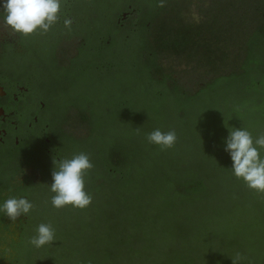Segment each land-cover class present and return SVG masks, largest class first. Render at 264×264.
Masks as SVG:
<instances>
[{"label": "trees", "instance_id": "1", "mask_svg": "<svg viewBox=\"0 0 264 264\" xmlns=\"http://www.w3.org/2000/svg\"><path fill=\"white\" fill-rule=\"evenodd\" d=\"M225 1L223 7L215 0L202 24L196 25L191 22V4L187 0H133L135 6L144 10L146 18L143 22L146 23L133 41L132 64L125 74L127 84L121 82L116 85L120 87V94L113 100L99 101L90 111L79 110L83 116L90 114L84 126L88 132L86 137L67 136L62 140V159L79 153L89 156L93 168L85 176V190L92 198L103 194L110 182L120 186L116 190L119 199H126L122 195L124 188L138 185L142 179L141 162L150 159L161 148L148 143L146 155H143L142 149L130 139L123 141L112 137L111 140L109 134L126 119L135 125L142 118L160 116L165 111V102L170 99L182 121H187L194 112L197 116L202 110H209L216 123L223 120L222 127L226 128L212 132L220 138L212 140L210 169L198 166L192 172H177L175 177H162L163 182L159 178L152 182L155 186L158 183L175 186L171 190L172 202L168 203V209L190 207L200 210L208 204L217 205L218 195L213 186L233 180L230 158L223 151V145L219 146L220 135L234 122H237V128H246L253 137L260 135L258 128L264 126V0ZM164 59L195 65L196 70L211 74V82H205L206 85L194 94L183 93L173 75L163 67ZM120 70L123 68H118ZM115 88L110 81L104 86L106 93L115 91ZM141 101L145 104L141 105ZM221 102L225 106H221ZM224 108L227 115L222 112ZM97 140L99 145L96 147ZM19 156L13 158L14 162L19 161ZM31 196L30 201L34 205L36 194ZM256 196L258 200L252 201ZM227 197L229 201H236L228 207L230 216L224 221V226L217 228L215 240H212L216 247L222 246L225 258L219 257L217 253L220 250L214 248L212 253L216 257H213V263L207 260L208 264H232V259H229L232 253L240 254V264H264V194L239 186L236 190L229 189ZM3 201L0 199V203ZM212 212L215 214L213 217L220 215L216 206ZM5 217L0 213V264H6V256L10 257L9 264H41L42 255L50 264H117L119 253L127 256L126 264H138L137 258L157 264L152 257L156 252L154 239L158 235L154 230L148 236L145 234L155 221L150 215L139 217L136 226L140 233L128 240H119L116 252L80 254L71 252L70 244L60 251L47 252L29 244L32 223L36 218L38 220L33 211L21 222L20 236L16 238L12 237L11 226ZM115 217L112 216L111 221ZM251 235L255 236L254 240ZM175 238L184 243L188 233L177 226ZM3 246L7 248L2 249ZM205 252L203 248L195 251L203 262L206 261ZM193 260L187 251L176 250L171 253L169 264H198L196 258Z\"/></svg>", "mask_w": 264, "mask_h": 264}, {"label": "flooded vegetation", "instance_id": "2", "mask_svg": "<svg viewBox=\"0 0 264 264\" xmlns=\"http://www.w3.org/2000/svg\"><path fill=\"white\" fill-rule=\"evenodd\" d=\"M65 18L72 20L70 29L64 27ZM144 18L133 0H65L59 22L47 33L22 37L0 22V199L31 200L47 189L53 161L62 159V140L81 138L75 128L87 124L90 114L79 110L96 107L105 84L117 88L130 69ZM204 18L191 17V22L202 24ZM205 76L211 82V74ZM175 83L193 94L206 85L187 92ZM26 218H4L14 238Z\"/></svg>", "mask_w": 264, "mask_h": 264}, {"label": "rangeland", "instance_id": "3", "mask_svg": "<svg viewBox=\"0 0 264 264\" xmlns=\"http://www.w3.org/2000/svg\"><path fill=\"white\" fill-rule=\"evenodd\" d=\"M190 1L192 2V6L190 7L191 16L196 20H199L201 16L205 15L211 5V0ZM227 1H234L236 3L238 0ZM162 64L167 69V72L172 74L173 78L187 92L197 90L207 80L204 71L196 70L194 68L195 65H186L176 59H164ZM122 83L127 84L126 76H124ZM118 92H120V87L115 89V94L113 95L104 92L105 94L103 93L101 95V100L104 102L111 100L120 94ZM218 97L221 99L222 95L219 94ZM140 103L141 105L145 104L144 101ZM220 105L225 106L223 102ZM164 107L165 111L158 117L142 118L135 125H132L131 120L126 119L111 131L112 134H109L111 140L112 137L122 139L123 141L130 139L131 142L142 149L144 152L142 153L143 155H146V148L148 147L146 136L154 129L158 128L164 132L175 130L177 134V141L172 148L166 150L160 149L150 159L147 158L141 162L143 163L141 172L142 179L136 187L124 188V193H122L123 197L127 200L123 198L119 199L116 190L120 186L117 183L110 182L106 186L103 194L92 198L90 208L80 210L66 206L61 209H56L51 205L53 193L50 192L48 187L52 182L51 177L48 181L47 189L40 190L36 193L32 211L38 216V220L36 218L32 223V236L35 235V230L39 224L50 223L55 230L56 237L53 243L41 247L42 251H60L64 246L70 244L71 252L74 254L78 252L80 254L100 251L114 253L118 249L119 240L122 238L123 240H128L131 236L140 233V230L136 226L139 217L141 215H150L155 221L148 227L149 231L146 230V233H143L148 236V233L154 230L158 235L154 239L156 252H154L152 257L153 260L157 261V264H169L171 253H174L176 250L187 251L188 256H192L194 260L196 258L195 261L198 264L212 262L213 257H216L212 253L214 248L217 251L220 250L217 253L219 257L225 258L221 251L222 246L218 245L220 247H216V243H213L212 240H215L217 228L224 226V221L230 216L227 212L228 207L236 201H229L227 197L228 190H236L239 186H243L246 189L247 186L243 182L240 183L238 180H235L236 178L234 176L232 177L233 180L228 179L227 181L220 182L219 185L213 186V188H216L214 192L218 195V202L215 206L220 211L218 217H213L215 214H212L214 213L212 212V208L215 206L212 204H208V207L204 206L200 210L196 208L191 209L190 207L168 209V203L172 202L170 198L171 190L175 186H172V184L167 185L166 183H158L155 186L152 180L155 178L161 180L162 177L168 176L175 177L177 176L175 174L177 172H192L198 166L210 169L209 151L212 150V140L215 137H219V135H212V132L224 129L226 126L222 127L223 120L216 123L217 121L211 117L209 110H202L197 116L194 112L191 118L187 121H182L179 118V112L176 110L173 101L168 99ZM225 111L226 108L222 109V112L227 115ZM235 124L237 122H234L231 128H237ZM75 129V133L81 138L86 137L88 134L84 126L76 127ZM258 130L261 131V134H264L263 125ZM227 135L228 129H225L223 134L220 135L219 146L223 145V138ZM98 143L99 140L95 142L96 147L99 145ZM253 200L257 201L258 197L256 196ZM70 213H73V215H70ZM112 216H116L114 221H111ZM135 217H137L136 220ZM247 219L250 221L253 220L249 216H247ZM177 226H180L184 232L188 233L187 241L184 243L175 238ZM122 227L124 228L122 229ZM251 236L252 240H254L255 236ZM72 237L73 239H71ZM71 240L73 241L70 242ZM5 248L7 247L3 246L2 249ZM200 248L206 251L203 254L205 255V262L200 260L195 253ZM247 254L249 255V253ZM42 256L41 264H50L47 261L48 259L44 255ZM235 256L236 253H232L229 259H233ZM136 260L138 264H152L143 259L139 260L137 258ZM9 261L10 257L6 256L4 263L9 264ZM118 262L121 264L128 263L127 256L119 253L116 263L118 264Z\"/></svg>", "mask_w": 264, "mask_h": 264}, {"label": "clouds", "instance_id": "4", "mask_svg": "<svg viewBox=\"0 0 264 264\" xmlns=\"http://www.w3.org/2000/svg\"><path fill=\"white\" fill-rule=\"evenodd\" d=\"M65 0H0V22L12 34L28 37L37 32L47 33L60 19V10ZM163 6V4H161ZM64 27L70 29L72 20L65 18ZM148 143L161 150L172 148L177 141L175 130L154 129L147 134ZM223 151L231 161L232 175L243 181L252 191L264 194V134L253 137L246 128H228L223 139ZM49 190L53 193L51 205L56 209L71 206L83 210L90 206L92 196L85 190V176L93 168L85 153L53 161ZM33 203L25 197H11L0 203V213L15 222L19 217H27ZM55 230L50 223H41L29 244L41 248L55 241ZM239 253L232 264H240Z\"/></svg>", "mask_w": 264, "mask_h": 264}]
</instances>
